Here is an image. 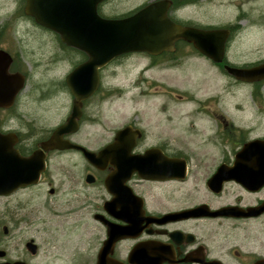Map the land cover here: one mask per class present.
<instances>
[{
    "label": "flooded vegetation",
    "instance_id": "flooded-vegetation-1",
    "mask_svg": "<svg viewBox=\"0 0 264 264\" xmlns=\"http://www.w3.org/2000/svg\"><path fill=\"white\" fill-rule=\"evenodd\" d=\"M108 1L97 13L116 20L146 6L107 16ZM166 1L168 19L179 26L229 31L219 63L183 40L156 54L122 53L80 74L95 84L79 100L65 80L90 60L87 52L25 16L31 37L38 42L40 33L50 41L31 60L45 64L46 87L24 100L29 74L21 47L0 42V143L43 167L35 184L0 195V264H264V79L247 83L227 71L264 65V42L234 41L243 32L235 24L215 28L182 17L193 0ZM258 30L256 36L264 34V27ZM62 64L68 69L56 78ZM201 72L196 91L166 78ZM213 77L222 90L198 97ZM231 87L243 89L253 104L226 102ZM54 99L61 118L51 126L37 106ZM68 122L60 141L94 153V163L80 149L45 146ZM36 192L46 203L64 205L47 207L55 219L74 217L69 227L79 243L68 252L72 262L62 261L66 256L51 242L43 244L47 230L39 226L47 225L31 202Z\"/></svg>",
    "mask_w": 264,
    "mask_h": 264
},
{
    "label": "water",
    "instance_id": "water-1",
    "mask_svg": "<svg viewBox=\"0 0 264 264\" xmlns=\"http://www.w3.org/2000/svg\"><path fill=\"white\" fill-rule=\"evenodd\" d=\"M101 1L26 0V15L33 17L37 24L58 33L63 42L68 43L71 40V44L75 42L74 46H81L89 54L90 60L76 68L66 79L67 86L79 100L85 98L95 84V81L82 80L80 74L94 71L125 52L143 51L156 54L161 50H169L175 40L181 39L192 43L200 53L214 62L221 61L227 31L204 32L175 25L166 17L165 1L152 3L124 20L102 19L96 14V5ZM227 70L245 82L264 78V66L251 70ZM22 83L23 80H20L19 89ZM72 116H77L76 106ZM68 125L69 122L57 129L45 146L81 149L85 158L94 163L97 159L94 153L60 141L59 137L66 132ZM9 148V144L0 143V195L35 184L43 170L42 164L38 165L36 158H21Z\"/></svg>",
    "mask_w": 264,
    "mask_h": 264
},
{
    "label": "rangeland",
    "instance_id": "rangeland-1",
    "mask_svg": "<svg viewBox=\"0 0 264 264\" xmlns=\"http://www.w3.org/2000/svg\"><path fill=\"white\" fill-rule=\"evenodd\" d=\"M148 1L149 0H109L107 5L104 6L102 10L104 11L105 15L113 16L117 13L122 14L126 11L133 10L134 8L145 4ZM193 2L197 3L181 11L180 15L182 17L192 19L200 25H214L215 27H223L235 24L242 28L243 32L237 38H235L234 41L245 42L251 40L253 43L264 42V34L256 36V33H260L261 31H259L258 28L264 27V0H194ZM118 5H120L121 10L116 9V6ZM23 8L24 0H0V42L2 41L5 45L14 47L15 49L16 47H21V49L19 48L20 51L18 56L22 58L24 70L29 74L27 86L25 84L26 89L24 88L25 92L23 93L25 100L26 96H29V99L31 98L30 91H34L36 89H45L46 87L45 80L41 78L45 64L42 62V59H38L36 65L33 61L31 62V60L33 55L36 54L37 47L40 46L41 43L50 40H47L46 35H41L40 33L37 35L38 42H36L34 38L31 37V23L22 14ZM251 32H255V37L253 36V39H250L251 37H247V35ZM11 38L14 40L9 42V39ZM242 48L245 50L248 47L242 46ZM55 68V72L52 75H54L56 78H61L68 69L64 64L59 67L57 65ZM166 78L168 79L167 82L172 86L180 88V85L189 84L190 89L188 90H195V88H192V86L199 85L200 82L204 81V73L201 72L197 76L190 78L187 76L182 78V81H177L176 78H173L172 80L168 77ZM208 79V88L203 90L204 93L197 92L198 97L209 95L211 93L217 94L222 90L220 78V82L218 80L215 81L216 77H213V80L210 78ZM182 89L186 90L184 87ZM229 94L230 97L226 102H229L230 105L253 104L243 89L231 87ZM242 95H246L245 100L242 99ZM243 100L245 103H243ZM57 104H59V102L57 99H54V101H48L46 104H40L37 106L39 116H43L45 121H47L51 126L56 124L61 118V114H57L56 112ZM111 111H113V109H111ZM39 193L42 192L39 191ZM37 194V192L33 194V199L31 202L39 209L37 217L44 219L45 224L47 225V227L42 225L39 226L40 230L43 228H46L47 230L44 235H42L43 244H45L47 241L51 242L54 247V252L64 254V256H66L62 261L66 263L68 261L72 262L74 258L71 256L73 255L68 254V252L71 251V247L73 245L79 243L76 238L78 236H74L77 231L73 227H69L74 217H66L64 220L58 219V221L52 215H50L47 207H53L56 210H62L64 205H56L51 202L46 203V195ZM32 217H35L34 211L32 213ZM40 234H42V231H40Z\"/></svg>",
    "mask_w": 264,
    "mask_h": 264
}]
</instances>
